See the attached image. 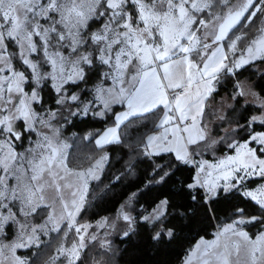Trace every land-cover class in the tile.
I'll return each mask as SVG.
<instances>
[{
  "label": "snow or ice",
  "instance_id": "obj_1",
  "mask_svg": "<svg viewBox=\"0 0 264 264\" xmlns=\"http://www.w3.org/2000/svg\"><path fill=\"white\" fill-rule=\"evenodd\" d=\"M254 5L256 0H0V264H26L16 249L38 246L37 234L58 232L62 221L61 235L74 231L75 242L61 243L53 259L81 260L88 225H77L75 216L107 157L87 169L70 168L62 129L73 119L103 117L114 103L127 110L114 115L113 126L82 138L95 136L99 148L120 143L121 124L153 113L150 133L132 147L136 155L157 158L143 187L120 206L115 219L123 222L121 236L147 233L159 247L197 221L218 220V205L227 202V225H219L213 239L195 242L184 264H264V189L242 186L251 177L264 179V94L250 84L236 88L237 105L247 104L252 114L228 133L234 154L215 164L202 160L221 139L204 119L220 74L234 75L264 59V27L239 56L243 37L229 36L255 17ZM45 87L54 93L52 106L44 100ZM240 130L248 133L243 143L236 140ZM182 166L191 167L184 180L178 177ZM145 190L158 193L146 208L135 199ZM41 208L47 212L34 224L30 217Z\"/></svg>",
  "mask_w": 264,
  "mask_h": 264
},
{
  "label": "trees",
  "instance_id": "obj_2",
  "mask_svg": "<svg viewBox=\"0 0 264 264\" xmlns=\"http://www.w3.org/2000/svg\"><path fill=\"white\" fill-rule=\"evenodd\" d=\"M263 3L262 0H256V5L261 7L255 17L245 27L237 25L229 33L230 37L233 32L243 37L237 42V56L241 52V46L246 45V42L258 32L257 29L264 22ZM240 23L243 24V19ZM222 43L227 44V41ZM225 51L227 52V49ZM257 64L264 65V59L249 63L235 71L234 75L227 72L220 74V79L216 81V90L212 93V96L214 95L215 98H220L223 95L227 96L232 101V105L226 109L224 119L213 126V135H218V138H221L219 143L215 144L211 150H206L202 155L203 158H208L212 161L233 152V149L227 146L229 142L228 133L232 128L236 127V122L244 123L245 119L252 114L248 111L247 104L242 107L237 105L236 101L241 98L234 95L238 87L236 84L238 81L246 79L254 85L257 92L264 94V71L257 74L254 69ZM88 87H92V82L89 83ZM43 94L44 100L48 102L49 106H52L54 93H52L50 88L45 87ZM124 107V104H114L103 117L93 118L89 116L81 120L73 119L71 123L65 124L62 129V135L66 138V141L72 140L74 146H76V150H72L69 155V163L72 166L79 167L77 165H83L89 167L100 156H107L101 176L90 183L84 208L76 223L77 225L90 226L92 232L97 230L99 222H104L106 219L108 223L102 228L98 240L90 241L86 237V248L78 264H183L187 257L186 253L190 251L191 246L195 242L201 237L211 239L217 227L222 223L228 222L229 217L225 216L224 212L230 205L227 202L218 205L220 209L218 220L197 221L191 229H186L178 239L159 247L154 246L153 242L148 239L147 233L122 237L121 228L123 222L115 219L119 215L120 206L125 204L131 193L136 192L138 187H143L142 181L150 170L151 160L157 159L152 157L150 160L146 156L136 155L132 147L138 142L141 135L150 133L152 129V120L150 118L153 113L132 117L124 122L120 127V143L110 144L99 149L94 143L95 136L82 137L88 132L99 134L106 128L113 126L114 115L124 110ZM155 111L159 112L160 109L158 108ZM207 114H209V110ZM134 121L139 122L134 123ZM226 128L229 129L223 131ZM253 128L257 129V126L254 125ZM247 135V132L240 130L236 140L243 142ZM73 161H75V164ZM190 172V166H182L178 172L179 179L188 178ZM157 194L156 192L145 190L135 199L146 208ZM236 202L235 200L232 201V203ZM109 225L113 226L109 227ZM241 227L245 230L251 229L252 232L258 231L253 225H242ZM65 231L66 227H63L56 234H50L44 240L45 242L43 241L38 247L19 251L18 254L27 258L26 264H46L54 255L58 246L61 245V240H63L61 234L65 233ZM67 234L65 246L73 243L75 239L74 231H68ZM105 241L110 242L109 249L103 247ZM105 251H107V255H97Z\"/></svg>",
  "mask_w": 264,
  "mask_h": 264
},
{
  "label": "rangeland",
  "instance_id": "obj_3",
  "mask_svg": "<svg viewBox=\"0 0 264 264\" xmlns=\"http://www.w3.org/2000/svg\"><path fill=\"white\" fill-rule=\"evenodd\" d=\"M264 4V3H263ZM261 6H259V8H260ZM263 7V10H262V12H263V17H264V5L262 6ZM263 21H264V19H263ZM261 27H264V22H263V24H262V26ZM259 33L257 32L255 35H258ZM246 46V45H245ZM228 55L230 56V59H235V57L232 55V53L231 52H228ZM239 55H241V52H240V54ZM238 55V56H239ZM261 60H263V59H256V60H254V61H252L251 63H253V62H256V61H261ZM254 69H255V71L257 72V74H260V73H262L263 71H264V65H261V64H257V65H255L254 66ZM230 74H232V73H230ZM242 82H243V84L242 85H238V84H236V86H240V87H243L245 90H247V86L250 84L251 86H253L254 87V85L252 84V83H250V82H248L246 79H242L241 80ZM209 101V102H208ZM208 101H206V106H205V117H204V119H205V121L207 122V126H208V129H209V133L212 135V136H214L213 135V126H214V124L215 123H219V121L221 120V119H219V117H221V116H223V117H225V113H226V109L227 108H230L231 107V105H232V101L230 100V99H228L227 98V96H221L220 98H215L214 97V95L212 96H210L209 97V99H208ZM114 104H121V103H114ZM114 104H112V105H114ZM209 110V114H207V111ZM227 129H229V128H226L225 130H223V131H226ZM74 135V134H73ZM67 144H68V148H67V150H66V155H67V158H68V166L70 167V168H72V167H75V166H72L70 163H69V155H70V153L72 152V150H76V146H74V144H73V141L71 140V141H65ZM240 143H243V142H240ZM16 147H17V150H22V142H18L17 143V145H16ZM250 147H251V145H250ZM234 154V151L232 152V153H230V154H227V155H225V156H222V157H219V158H217L216 160H210V159H208V158H203L202 157V160H204V161H207L208 163H211V164H215V163H217L219 160H223V159H225L226 157H228V156H232ZM107 157V156H106ZM100 158V157H99ZM98 158V159H99ZM106 161H107V159L103 162V164H102V167L99 169V171L96 173V175H97V178H95V179H90L89 181H88V187H87V192H88V189H89V186H90V183L92 182V181H94V180H97L100 176H101V173H102V170H103V168H104V166H105V164H106ZM95 162V161H94ZM77 166H79V167H77V168H83V169H87L88 167H85V166H83V165H77ZM243 187H245V190H247V191H256V190H258V189H264V179H262V178H260V177H251V178H248L245 182H244V185H242ZM87 192H86V196H87ZM86 200V199H85ZM84 205H85V202H84V204H83V206H82V208H81V210L76 214V216H75V221L77 222V219H78V217L80 216V214H81V212H82V210H83V208H84ZM55 207H56V211L57 212H59L60 211V208H59V205L57 204V205H55ZM15 211V210H14ZM41 212H47V209H43V208H41V209H38L37 210V213H36V215H34L33 217H30V219L33 221V223L35 224V223H39L43 218L41 217V215H40V213ZM227 223L228 222H225V223H222V224H224L225 226L227 225ZM105 223L104 222H99L98 223V225H97V230L96 231H94V232H92L91 231V229H90V226H88V228H87V239H88V237H91V236H94L95 237V239H92V240H98L99 238H100V233H101V230H102V228H104L105 227ZM221 225V224H220ZM65 228L66 227V222H64V221H62L61 223H60V225H59V231L62 229V228ZM58 231V232H59ZM216 231H217V229H216ZM5 232H7V229H5ZM68 232V231H67ZM56 234L57 233V231H51V230H46V232L45 233H38L37 235L39 236V241H38V246L41 244V243H43V241L44 240H46L49 236H50V234ZM215 234H216V232H215ZM215 234H214V236H215ZM68 235V234H67ZM67 235H66V237L65 236H63V240H61V243H63V245H64V243H66V241H67ZM7 236L8 237H11L12 236V233H7ZM214 236L211 238V239H213L214 238ZM211 239H208V240H211ZM89 240V239H88ZM92 240H90V241H92ZM3 242L4 243H6V244H10L11 243V241L9 240V239H7V238H4L3 239ZM45 242V241H44ZM74 242H75V239H74ZM73 242V243H74ZM37 245H33V246H31V247H28V248H22V249H16V255L17 256H20L22 259H24L26 262H27V258H24L23 256H21V255H19L18 254V252L19 251H25V250H27V249H29V248H33V247H38ZM65 246V245H64ZM60 247V245L58 246V248ZM65 247H67V246H65ZM57 250V249H56ZM5 254L6 255H11V253L10 252H7V250H5ZM56 255V251H55V253H54V255L49 259V261L46 263V264H66V262H65V259H64V257L63 256H60L59 258H56V259H53V257ZM186 259H187V257H186ZM185 259V260H186ZM4 264H10V261H7V260H5V262H4ZM184 264V263H183Z\"/></svg>",
  "mask_w": 264,
  "mask_h": 264
},
{
  "label": "crops",
  "instance_id": "obj_4",
  "mask_svg": "<svg viewBox=\"0 0 264 264\" xmlns=\"http://www.w3.org/2000/svg\"><path fill=\"white\" fill-rule=\"evenodd\" d=\"M127 109H126V106L124 107V110H122L121 112H119L118 114H122L124 111H126ZM132 118V117H131ZM126 122V121H125ZM122 126V124L120 125V127ZM107 129V128H106ZM113 144H115V143H113ZM108 145H110V144H107V145H105L104 147H106V146H108ZM97 147V146H96ZM103 147V148H104ZM97 148H99V147H97ZM100 149V148H99Z\"/></svg>",
  "mask_w": 264,
  "mask_h": 264
}]
</instances>
